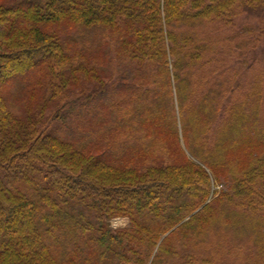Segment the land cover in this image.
<instances>
[{
	"label": "trees",
	"instance_id": "16d2710c",
	"mask_svg": "<svg viewBox=\"0 0 264 264\" xmlns=\"http://www.w3.org/2000/svg\"><path fill=\"white\" fill-rule=\"evenodd\" d=\"M245 12L257 50L264 0H0V264H219L232 223L264 264L261 90L197 80Z\"/></svg>",
	"mask_w": 264,
	"mask_h": 264
},
{
	"label": "rangeland",
	"instance_id": "374dc122",
	"mask_svg": "<svg viewBox=\"0 0 264 264\" xmlns=\"http://www.w3.org/2000/svg\"><path fill=\"white\" fill-rule=\"evenodd\" d=\"M234 21L231 24L225 25L221 22L213 23L212 26L217 27V31L220 33H227L232 37V40L228 41L232 48V53L223 54L221 60L218 63L213 64L217 67H206L205 72L201 77L197 78L202 84L207 83V79L215 81H225L226 85L230 88H234L236 98L248 97L251 101V88L252 90L258 89L261 90V99L264 113V43L260 44V48L256 50L252 42V37L250 31L252 32L253 26H257V19L250 12H245L239 15L237 18L233 19ZM225 26L219 28V26ZM80 32L82 30H79ZM77 34L78 38L82 41V35ZM88 38V41L85 43L89 45V39H93V36L85 35ZM76 37V36H75ZM82 44V43H81ZM253 45V46H252ZM238 46V47H237ZM235 50H237L235 54ZM241 56V57H240ZM220 59V58H219ZM113 68L115 69L116 76L112 81L110 87L115 85V79L121 74L128 73L121 59L116 58L114 60ZM209 68V69H208ZM214 68V69H213ZM200 83V85H201ZM200 85L196 84L197 88H200ZM206 86V85H205ZM150 88V87H149ZM80 113L77 110V115ZM177 119L179 121V112L177 111ZM72 120L66 125L61 123H51V129L61 130L63 133H70L71 129L77 134L80 132L78 124L74 123ZM79 122V121H78ZM81 122V120H80ZM79 122V123H80ZM47 128L44 127L42 130L45 131ZM50 130V129H49ZM78 131V132H77ZM179 136L183 148L186 149L185 141L182 136V127L181 123L179 124ZM143 132H138L133 134L129 140H134L135 138L141 137ZM137 143H140L143 147H147V140H135ZM132 145V144H131ZM187 151V149H186ZM189 154V152L187 151ZM192 157V156H191ZM193 158V157H192ZM212 179V193L215 190H221L227 188L228 183L222 182L218 183L215 181L214 177ZM211 193V194H212ZM212 198V196L210 197ZM119 220L117 223H115ZM109 227L112 230L126 228L130 225V220L128 217H114L109 220ZM239 223H232L229 226L223 225L222 228L219 227V233L210 232V235H215V240H221L220 242H208L206 248L202 250L205 252L206 256L213 257L215 261L218 259L219 264H255L253 260L252 253L253 248L256 242L253 240L252 231L250 229H242ZM240 227V228H239ZM244 231V232H243ZM209 238V237H208ZM207 238V239H208ZM211 238H209L210 240ZM205 247V245H204ZM214 261V262H215ZM216 264V263H215Z\"/></svg>",
	"mask_w": 264,
	"mask_h": 264
},
{
	"label": "bare ground",
	"instance_id": "6f19581e",
	"mask_svg": "<svg viewBox=\"0 0 264 264\" xmlns=\"http://www.w3.org/2000/svg\"><path fill=\"white\" fill-rule=\"evenodd\" d=\"M119 220H117L115 223H117Z\"/></svg>",
	"mask_w": 264,
	"mask_h": 264
}]
</instances>
